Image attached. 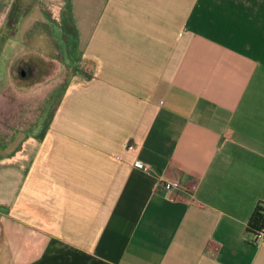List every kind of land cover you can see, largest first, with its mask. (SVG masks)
Instances as JSON below:
<instances>
[{"label": "crops", "instance_id": "crops-1", "mask_svg": "<svg viewBox=\"0 0 264 264\" xmlns=\"http://www.w3.org/2000/svg\"><path fill=\"white\" fill-rule=\"evenodd\" d=\"M35 1L71 72L7 124L0 0V264H264V0Z\"/></svg>", "mask_w": 264, "mask_h": 264}, {"label": "rangeland", "instance_id": "rangeland-1", "mask_svg": "<svg viewBox=\"0 0 264 264\" xmlns=\"http://www.w3.org/2000/svg\"><path fill=\"white\" fill-rule=\"evenodd\" d=\"M35 2L17 0L8 19L9 31L14 34V31L18 30L19 34L23 35L18 52L14 46L9 50L12 65L9 66L7 74L11 81L8 82L7 99L2 100V106L7 108V124L11 127H15L17 121L24 124L31 122L37 110L41 112L40 123L44 124L50 110L54 108L63 80L71 72L70 68L61 65L59 61L47 23L36 18L30 19L28 16L20 25L16 24ZM9 44L16 45V39L11 37ZM16 54L18 56H15ZM20 86L23 87L24 94L18 98L16 91ZM16 107H19L18 110H15Z\"/></svg>", "mask_w": 264, "mask_h": 264}, {"label": "trees", "instance_id": "trees-1", "mask_svg": "<svg viewBox=\"0 0 264 264\" xmlns=\"http://www.w3.org/2000/svg\"><path fill=\"white\" fill-rule=\"evenodd\" d=\"M264 228V201H258L254 205L248 221L247 229L253 234V237L258 229ZM254 241L255 238H254Z\"/></svg>", "mask_w": 264, "mask_h": 264}, {"label": "built area", "instance_id": "built-area-1", "mask_svg": "<svg viewBox=\"0 0 264 264\" xmlns=\"http://www.w3.org/2000/svg\"><path fill=\"white\" fill-rule=\"evenodd\" d=\"M135 165L141 167L143 170H151L156 168L155 163L151 162H140L136 161ZM162 186L168 190L176 189L180 187V183L177 180H169V179H163L161 182ZM255 240H258L259 238H264V228L258 229L254 235Z\"/></svg>", "mask_w": 264, "mask_h": 264}]
</instances>
